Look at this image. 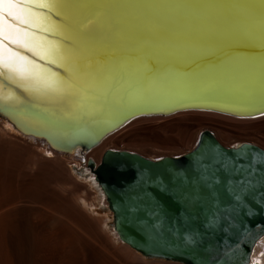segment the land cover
<instances>
[{
    "label": "water",
    "instance_id": "95a60500",
    "mask_svg": "<svg viewBox=\"0 0 264 264\" xmlns=\"http://www.w3.org/2000/svg\"><path fill=\"white\" fill-rule=\"evenodd\" d=\"M67 7L73 11H49L55 23L50 37L66 49L74 40L65 25L91 31V40L70 64L75 70L89 60L96 70L85 78L94 80L114 64L130 63L154 50L184 45L205 49L244 34L264 35V0H70ZM197 106L188 101L131 106L91 138L61 150L83 151L139 116ZM197 108L228 113L221 107ZM235 112L263 116L264 99ZM38 137L57 147L48 137ZM229 161L246 171H235L234 164L224 167ZM87 162L118 239L144 257L178 264H248L254 243L264 234V149L254 144L225 147L212 131L202 129L193 148L178 155L152 160L107 148L95 168Z\"/></svg>",
    "mask_w": 264,
    "mask_h": 264
},
{
    "label": "bare ground",
    "instance_id": "6f19581e",
    "mask_svg": "<svg viewBox=\"0 0 264 264\" xmlns=\"http://www.w3.org/2000/svg\"><path fill=\"white\" fill-rule=\"evenodd\" d=\"M23 7L24 5L15 3L0 4V16L4 18V47L0 50L3 62L5 64L15 62L22 65L23 62L14 54L15 51H19L22 55L35 60L37 64L57 73L71 86L64 87L60 92L26 91L4 77H0V165L3 166H0V171L2 169L1 172L5 173L4 167L9 166L12 171L16 169L13 172L9 171L11 176L12 173L17 172L16 176L20 177L14 176L20 179L19 182L14 183L17 180L15 178L14 182L0 188V217L21 205H27V207L33 205V208L36 205L43 207L44 204H38L41 199L38 200L40 196L36 194L39 192L37 188L41 190V187L43 191L46 189L45 195L55 199L61 196L58 188L63 187L66 192L64 199L72 202L73 196L85 187L71 181L67 165L71 162L83 165V159L86 165L88 159H93L91 166L95 168L105 149H120L117 145L124 134L131 132L138 135L142 130L148 131L157 126L148 125V122L163 120L164 122L161 123L163 126L160 128L171 130L173 139L168 144H175L180 149L171 152L170 156L183 153L185 145L190 142L189 146L191 148L194 146L198 132L190 131L189 134L183 135L185 122L216 120L229 123L241 130H251V132L259 126H264V115L249 118L248 116L254 112H235L243 109V106L250 101L264 99V35L244 34L240 39H231L233 40L231 43H219L205 49L200 48L206 45L192 47L184 45L179 49L165 48L166 50L161 52L154 50L148 52L146 57H136L137 59L130 63L118 66L114 64L102 74L101 78L94 80L85 78L82 74H76L67 59L62 64L60 62L53 64L33 56L24 47H18L27 42L26 33L28 32L35 33L36 37L43 36L53 41L50 32L43 31L41 25L33 23L29 27L26 22L29 21V17L22 11ZM32 11L44 14L51 24L55 25L48 8H41L37 4L32 6ZM224 40L229 41L227 38ZM212 42L214 41L207 43L212 44ZM104 75L107 76L104 77ZM178 101L196 102L197 107H221L226 109L222 111L228 113L201 111L198 110L200 108L192 107L150 116L143 115L130 120L114 133L101 137L83 151L61 150V147L71 149L74 143L91 138L101 130L103 125L123 112L122 109L125 110L131 106L171 105ZM202 129L212 131L214 138L221 145H223L221 143L223 139L232 136L219 130L214 131L206 127ZM42 135L48 137L57 147L49 146L42 137H38ZM161 135L162 133L158 138L163 141L164 138ZM133 138L130 136L127 141L135 147H146L159 141L149 135L136 140ZM148 140H151V143ZM241 140V138H235L229 146H223L235 147ZM132 150L135 152L136 149ZM160 155H166V153L154 152L153 157L148 158L155 160ZM8 170L5 174H8ZM5 174L2 175L4 180ZM10 174L7 175V180ZM14 177L8 181L11 182ZM90 177L93 178L92 174ZM65 185L70 187L67 188ZM88 196L89 192L87 196L77 195L78 201L87 205ZM70 197H72L71 200H69ZM65 205L70 206L67 203ZM43 208L46 211L49 210L47 206ZM46 211L45 213H48ZM53 217L40 222L42 228L36 232V240L41 249L58 243L64 245L68 242L69 236L75 234L66 225L62 226L64 234L52 231L57 222ZM102 221L99 222L101 225ZM103 225L114 242L122 243L113 228ZM2 236L0 232V258L3 254ZM259 261L264 264V234L254 243L248 264H260Z\"/></svg>",
    "mask_w": 264,
    "mask_h": 264
},
{
    "label": "rangeland",
    "instance_id": "374dc122",
    "mask_svg": "<svg viewBox=\"0 0 264 264\" xmlns=\"http://www.w3.org/2000/svg\"><path fill=\"white\" fill-rule=\"evenodd\" d=\"M163 122V120L148 122V125L157 126L148 131L142 130L138 135L132 134L131 132L124 134L117 146L122 150L133 151L132 149H136L134 150L136 153L147 158L153 157L154 152L166 153V155L162 156H170L171 152L180 148L175 144H168L172 141L173 134L171 130L160 128L163 126L161 124ZM184 127L185 132L183 135L189 134L190 131H196L199 133V130L206 127L214 131L219 130L228 135H232L221 141L225 146H229L235 138H241L242 140L240 142L247 141L264 148V126H259L251 132V130H241L237 127L231 126L229 123L216 120H202L197 123H194L193 121L185 122ZM160 133H162L161 136L164 138L163 141L158 138ZM148 135L159 141L154 140L156 143L147 145L146 147H135L127 141L130 136H132V138L134 137L133 139L136 140L140 137L145 138ZM256 139L258 141H256ZM148 142L151 143V140H148ZM190 144L191 142L185 145L186 148L183 149L184 152L191 149L189 146ZM162 156L160 155L159 157ZM89 158L91 159V157ZM91 160L93 161V159ZM82 161L83 165L76 164L75 162H71L67 165L71 181H75L85 187L74 195L73 199L70 197L69 200L72 199V202L68 201V199H64L66 192L63 187L58 188V192L60 191L59 194L61 196H57L56 199L45 195L46 189L44 187L45 190L43 191V187H41V190H39L40 188H37V191L42 193L36 192V194L38 193L37 196H40L38 200L41 199L38 204L41 205L42 203L44 204L43 207L47 206L49 208L48 211L44 210L41 206L37 207L38 205H36L37 209L35 206L33 208V205L28 207L27 205H21L12 209L7 215H2L0 217V232H2L3 235L1 244V246L3 245V254L0 258V264H177L155 258L144 257L129 248L126 244L113 241L110 233L103 225L105 224L106 227L112 228L111 212L106 207L104 196L101 194V191L98 189L93 178L90 177L92 172L88 170V162L85 165L84 159ZM6 168L7 170L10 168L8 170V174H10L9 171H12V168L9 166L4 167L5 170L3 171H6L5 173H7ZM14 170L16 171L15 168L13 171ZM1 173L0 179L2 178V175L5 174L3 172ZM16 173H12V176L10 174L8 180H10L11 177L16 176ZM8 174L4 175L6 176L4 177L5 180L3 178L0 180V188H4L8 184L14 182L16 177H19H14L10 182L6 179ZM19 178H16L18 181L16 180L14 183L19 182ZM2 185L4 186L2 187ZM65 187L68 188L70 186L65 185ZM88 192V204L84 205L82 204V201H78L79 199L77 195L87 196ZM59 198L63 199L60 200ZM66 203L69 204L71 208L70 206L65 205ZM45 211L48 213H45ZM52 216H54L53 218L57 221H55L56 223L54 224L55 226H53L52 231L64 234L65 232L62 226L66 225L72 229L75 234L69 236V239L67 240L68 242L64 245L58 243L41 249L36 240V232L42 228L40 222H43L45 219ZM100 221H102V225L100 224Z\"/></svg>",
    "mask_w": 264,
    "mask_h": 264
},
{
    "label": "snow or ice",
    "instance_id": "6c2138e0",
    "mask_svg": "<svg viewBox=\"0 0 264 264\" xmlns=\"http://www.w3.org/2000/svg\"><path fill=\"white\" fill-rule=\"evenodd\" d=\"M3 3H15L24 5L22 11L27 14L29 21V27L33 23L39 24L43 27V31L51 32L54 31L55 25L51 24L49 18L44 14H37L32 11V6L38 4L41 8H48L49 10L57 9L71 12L73 9L67 7L70 0H0V4ZM97 12L99 10H96ZM3 17L0 16V50L4 47L3 43ZM49 21V23H45ZM65 29L70 34L69 38L74 40V44L70 48L62 49L61 46L54 41L48 40L46 37H36L35 33L28 32L27 42L18 47H24L27 51L31 52L33 56L39 57L49 63L61 64L67 59L71 61L80 48L86 46L92 38L91 31H82L79 28H74L73 25H65ZM12 51V49H10ZM15 56L19 57V60L23 62L22 65L17 63L3 62L2 56H0V77H4L11 83L16 84L18 87L25 89L26 91H51L60 92L64 87H70L66 81L61 79L57 73L51 72L46 69L43 65L37 64L35 60L30 59L28 56L22 55L19 51H15ZM71 67V65H70ZM96 70L94 65L89 60H84L75 66L76 74H82L84 76H91ZM255 163V158L253 160ZM230 164L235 165V171L245 172V168L241 164H236L234 161H229L224 165L228 167Z\"/></svg>",
    "mask_w": 264,
    "mask_h": 264
},
{
    "label": "flooded vegetation",
    "instance_id": "af4514ba",
    "mask_svg": "<svg viewBox=\"0 0 264 264\" xmlns=\"http://www.w3.org/2000/svg\"><path fill=\"white\" fill-rule=\"evenodd\" d=\"M251 258V257H250Z\"/></svg>",
    "mask_w": 264,
    "mask_h": 264
}]
</instances>
